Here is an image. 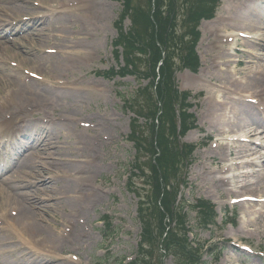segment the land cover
Returning <instances> with one entry per match:
<instances>
[{"label":"bare ground","instance_id":"obj_1","mask_svg":"<svg viewBox=\"0 0 264 264\" xmlns=\"http://www.w3.org/2000/svg\"><path fill=\"white\" fill-rule=\"evenodd\" d=\"M259 1L239 0L234 11L203 26L215 23L212 33L218 46L231 44L223 51L214 48L223 77L208 82L224 96L219 109L211 101L208 112L220 113L234 133L246 129L237 123L243 116L253 123L258 116L264 129V25L257 14ZM106 11L102 0H0V34L13 23L24 24L19 30L11 28L17 34L11 42H0L6 60L2 72L7 74L2 78L0 72V264H40L41 256L59 261L64 254H78L90 241L83 224L104 198L94 184L102 172L101 147L107 144L99 130L106 123L96 113L83 112L89 95L100 98L104 81L83 82L75 75L93 60V52H99V44L89 45L88 36ZM22 32L26 35H19ZM227 32L230 35L223 37ZM247 42L255 49L238 44ZM85 47L87 52H82ZM232 51L251 66L249 72L239 73L243 82L232 77L231 68L242 64L232 60ZM186 74L193 80V74ZM66 100L71 104L65 106ZM90 125L87 131L96 134H80ZM238 135V140L250 138Z\"/></svg>","mask_w":264,"mask_h":264},{"label":"rangeland","instance_id":"obj_2","mask_svg":"<svg viewBox=\"0 0 264 264\" xmlns=\"http://www.w3.org/2000/svg\"><path fill=\"white\" fill-rule=\"evenodd\" d=\"M102 3L106 6L107 11L103 20H99L96 26L90 28V35L93 34L95 37L88 36V44L98 43L99 52L97 54L93 52V60L89 63L85 62L75 75V78L79 77L83 82H103L104 79L97 77L98 72L122 67L124 63L122 60L120 64L119 60L115 59L113 47V43L118 38L116 23L123 11L122 2L120 0H102ZM238 6L239 0H223L218 9L216 20H221ZM257 6L259 9L257 14L260 13L261 22L264 25V3H259ZM123 23L124 31L128 32L133 29L130 18H126ZM203 26L204 24L201 26L202 40L198 47V53L202 60L199 73L194 75L193 80L186 74L187 71H178L176 74V82L181 92H189L196 97L191 103L194 108L190 113L197 117H195V121L198 127L197 130L189 133L181 141V144L198 145V149L190 156L188 167H184V178L176 180L177 193L180 190L178 201L180 205H184L182 211H188L185 222L190 230V239L210 243L222 252L221 260L217 263L213 262V258L206 254L205 261L207 263L264 264V129L260 128L261 123L258 116L256 117L257 120H254L256 123L243 116L237 123L246 129L240 133H245L247 135L244 136L250 138L245 142L233 144L235 142L233 139H237L236 137L240 133L229 131V127L225 125L226 122L221 120L220 113L213 115L208 112L210 102H213L212 107L217 110L220 99L224 96L222 94L220 96L214 84L211 86L209 83L210 81L214 83V80L219 81L223 77L218 68L220 61L216 59L220 54L216 53L214 48H221L223 51V49L226 50L231 47L224 44L218 46L212 33L214 26H216L215 23ZM8 32H10L8 29L3 31L0 38L8 36ZM19 35L26 34L22 32ZM227 35L229 34H222L223 37ZM12 36L17 37L15 33ZM13 37H8L7 40L11 42ZM240 46L247 50L255 49L250 42L244 46L241 43ZM87 48L82 49V52H87L85 50ZM232 56V60L242 63L240 66L234 65L231 68L232 77L234 76L235 79L241 81L242 75L239 73L249 72L251 66L242 55L233 54ZM4 61L6 60L1 55L0 48L2 78L7 75L4 71L2 72L3 69L6 71L5 65H3ZM10 67L15 70V67ZM3 84L4 87L1 88L5 90L8 82L5 81ZM146 85L148 84H139L134 78L104 80V87L99 92L100 98L94 99L89 95L90 104L84 107L83 114L93 115L96 113L98 120L106 123V126H102L103 130H99V133L104 136L108 146L101 147L104 149L99 163L102 172L94 184L96 189L104 193V198L98 207L90 211L89 216L84 219L83 225H85V230L90 236V241H86L80 246L79 253L64 254L59 261L41 256L40 264L42 261L43 264H117V261H122L125 258L136 257L138 243L141 244L142 226L138 213L139 201L135 193L145 199L148 205L147 199L152 197L151 190L153 188L149 183L151 179L135 177L133 176L135 172L130 175L137 157L134 145L128 142V137L131 134V120L134 115L127 110L123 101H132L136 92ZM211 96L213 100L210 98ZM68 104L71 103L66 100L64 105ZM239 109L245 110L244 107H239ZM254 113L256 115V112ZM141 124L144 126V134L150 137V126L144 120L141 121ZM83 127L86 130L81 131L80 134L85 137L86 135L93 136L98 132L87 131L91 130V125ZM74 142L71 141L73 146ZM141 157V163L145 164L143 169L150 178L152 173L149 166L151 157L144 155ZM130 177H132L130 184L134 185V192L129 190L128 178ZM243 187L247 188V191H242ZM248 193L254 197L248 196L247 198L258 199L259 201L235 203L236 200H241L239 198L248 195ZM200 199L209 200L217 206L216 226L211 228L198 226L197 213L194 210H189V207L195 205ZM46 206L49 205L46 203ZM105 217H109L113 223L112 234L118 232L117 237L108 242L104 241L102 237V230L104 229L102 220ZM158 227L157 220H153L152 229L157 232ZM229 243L237 244L239 247H250L255 253L252 255L246 253L247 256L245 253L232 250ZM156 247L157 242L154 249ZM157 254H159V250ZM163 264L175 263L171 258H165Z\"/></svg>","mask_w":264,"mask_h":264},{"label":"trees","instance_id":"obj_3","mask_svg":"<svg viewBox=\"0 0 264 264\" xmlns=\"http://www.w3.org/2000/svg\"><path fill=\"white\" fill-rule=\"evenodd\" d=\"M152 1L146 0L148 8L144 10L142 6L133 8V0H124L125 16L134 18L135 29L128 34L122 32L116 43L124 50L128 68L127 73L119 75H136L149 80L151 84V88L144 90L145 95L140 94L132 103L133 112L138 117L153 122L151 136L147 137L144 127L138 124V120H133L131 141L135 143L140 156L135 169L142 177L146 173L141 167L145 166L141 163V156L155 158L149 166L152 169L151 185L155 202L152 217L158 220L159 227L157 232L152 229V222L148 220L150 214L141 210L143 244L136 260L129 264H163L161 257H156L161 242L167 257L172 258L175 264H200L204 245L190 242L186 223L176 214L178 193L175 183L182 178L190 153L189 147H182L179 142L178 121L181 122L182 136L194 127V123L189 122L185 107L188 95L177 90L174 75L177 60L185 68L195 72L198 70L195 48L200 35L197 29L203 19L213 18L217 0H156L155 9L152 8ZM129 186L130 190H134L132 183ZM199 208L204 227L214 223L213 207L203 203ZM167 218L177 223L176 227L172 228V223L168 225ZM117 264H124V261H117Z\"/></svg>","mask_w":264,"mask_h":264}]
</instances>
